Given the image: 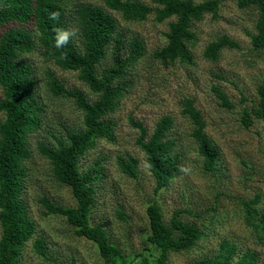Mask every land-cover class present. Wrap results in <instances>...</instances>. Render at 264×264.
I'll list each match as a JSON object with an SVG mask.
<instances>
[{
	"label": "trees",
	"instance_id": "obj_1",
	"mask_svg": "<svg viewBox=\"0 0 264 264\" xmlns=\"http://www.w3.org/2000/svg\"><path fill=\"white\" fill-rule=\"evenodd\" d=\"M99 1L104 7L79 0H0V113L4 115L0 122V264H21L23 250L36 231L22 200L26 164L32 156L29 137L41 127L45 108L36 68L27 57L32 53L62 71L76 72L89 92L96 95L90 100L82 90L66 88L51 70L44 72L46 91L52 97L70 99L81 112L82 127L65 130V138L55 139V146L36 142V152L48 161L54 180L67 186L75 200V206L62 207L43 197L39 200L43 214L63 218L77 236L94 243L102 264H165L170 253L188 252L204 236L196 225L180 219V211L173 212L166 223L160 208L152 202L146 207L149 233L144 251L135 256L137 261L125 258L110 242L103 227L89 222L95 204L94 184L102 176V162L96 159L81 171L79 160L98 141H114L116 123L109 115L127 93L128 76L145 53L142 40L125 37L114 13L132 23L149 16L158 23L171 19L165 45L154 56L163 66L175 62L192 65V48L196 43L193 25L205 15L216 18L220 1L149 0L150 5L139 0ZM236 5L257 11L250 43L252 49L264 51V0H236ZM53 11L61 13L59 20L49 19ZM74 24L79 25L81 38L71 41L65 49L54 47V30ZM238 47L223 35L207 44L203 57L216 61L223 48ZM214 92L222 106L232 108L223 92L217 87ZM256 99L254 105L242 109L240 120L245 128L254 120L264 122V83L257 86ZM193 103V99L184 98L180 113L190 123L189 138L202 160L203 171L212 173L219 151L206 134L203 117ZM132 124L138 131L136 145L155 180L157 193L180 175L184 165L178 142L170 136L174 120L170 115L162 116L151 131L141 122ZM116 164L122 174L137 177V159L119 156ZM257 201L255 198L243 203L244 220L262 242L264 211L253 208L252 204ZM31 244L35 254L45 258L44 239L36 237ZM235 257V245L222 241L213 257H205L195 264H257L256 254L248 250L234 260Z\"/></svg>",
	"mask_w": 264,
	"mask_h": 264
},
{
	"label": "rangeland",
	"instance_id": "obj_2",
	"mask_svg": "<svg viewBox=\"0 0 264 264\" xmlns=\"http://www.w3.org/2000/svg\"><path fill=\"white\" fill-rule=\"evenodd\" d=\"M79 1L104 7L99 0ZM139 1L150 5L149 0ZM219 1L216 18L205 15L193 25L196 43L192 48V65L175 62L163 66L154 56L165 45L171 19L158 23L149 16L132 23L114 13L125 37L142 40L145 53L128 76L127 93L109 115L116 123L114 141H98L79 160V168L84 171L96 159L101 160L102 176L94 184L95 204L89 222L102 226L110 242L129 260L137 261L135 256L144 251L149 233L146 207L155 202L166 223L173 212L180 211L182 221L193 223L204 232L195 248L170 253L165 264H195L213 257L222 241L235 245L236 257L248 250L256 254L257 264H264V239L260 242L246 225L243 206L256 198L253 208L264 211V122L254 120L245 128L240 120L242 109L256 103V88L264 83V51L252 49L250 43L257 11L238 8L236 0ZM223 35L239 47L223 48L216 61L205 59L203 51L207 44ZM27 57L36 68L45 108L41 127L29 137L32 156L26 164L22 200L36 226L34 238H43L46 248L45 258L39 257L31 244L34 238L31 239L23 250L21 264H102L94 243L77 236L63 218L43 214L39 204L43 197L62 207L75 206V200L67 186L54 180L48 161L36 152V142L55 146V139L65 138V130L82 127L81 112L72 101L52 97L46 91L45 70H51L66 88L82 90L90 100L96 95L89 92L76 72L62 71L37 53ZM214 87L226 95L232 108L221 105ZM184 98L193 99L205 122V132L219 151L212 173L203 171L202 160L191 144L190 123L180 113ZM165 115L174 120L170 136L178 142L186 171L155 193V180L136 145L138 131L132 123L141 122L151 131ZM3 117L0 113V122ZM125 155L138 160L136 178L122 174L116 164L117 157Z\"/></svg>",
	"mask_w": 264,
	"mask_h": 264
},
{
	"label": "clouds",
	"instance_id": "obj_3",
	"mask_svg": "<svg viewBox=\"0 0 264 264\" xmlns=\"http://www.w3.org/2000/svg\"><path fill=\"white\" fill-rule=\"evenodd\" d=\"M61 13L59 11H53L49 13V19L57 21L60 18ZM82 36L81 29L78 24H74L67 28H56L54 30V47L57 49H65L71 41L78 40ZM181 171H186L183 167Z\"/></svg>",
	"mask_w": 264,
	"mask_h": 264
}]
</instances>
